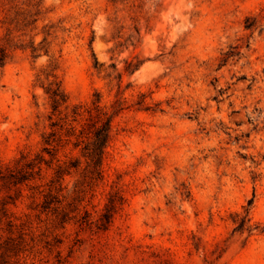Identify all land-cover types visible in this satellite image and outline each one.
Instances as JSON below:
<instances>
[{
    "label": "rangeland",
    "instance_id": "obj_1",
    "mask_svg": "<svg viewBox=\"0 0 264 264\" xmlns=\"http://www.w3.org/2000/svg\"><path fill=\"white\" fill-rule=\"evenodd\" d=\"M0 39V264H264V0H3ZM54 67L69 119L82 106L77 132L96 104L123 107L94 185L52 115ZM40 156V173L9 183ZM58 159L78 166L46 203ZM115 190L125 203L100 230ZM250 200L259 228L234 233Z\"/></svg>",
    "mask_w": 264,
    "mask_h": 264
},
{
    "label": "trees",
    "instance_id": "obj_2",
    "mask_svg": "<svg viewBox=\"0 0 264 264\" xmlns=\"http://www.w3.org/2000/svg\"><path fill=\"white\" fill-rule=\"evenodd\" d=\"M2 1L3 0H0V3ZM40 13L41 11L37 10L34 13L27 14L22 20L19 29L25 30L29 26L35 25L40 18ZM259 24V19L257 17L249 16L246 19L247 29L256 28L259 26ZM45 40L46 38H44L40 43L44 42ZM11 46L12 45L10 44V40L3 42L0 39V69L3 68L12 57ZM31 47L33 51L37 50L34 41H32ZM55 68L56 67L52 68L49 72H47V76H51L52 79L47 83V85L43 86L46 94L48 95L51 101L52 115L57 114L59 116L61 120V129H66L65 136L67 137V139H70L72 136H74L76 139L75 144L77 146L83 145L82 154L86 158L84 176L86 181L90 185H94L97 181H100L104 178L103 163L107 155V147L112 138L111 128L113 117L114 114L117 113L119 110L123 109V107H116L114 113L109 114L108 111L104 110L102 107L96 104L94 107V112L90 109L88 110V112L90 113V122L88 123V126L80 129L79 132H77V127L73 122H77L79 116L82 114V106H73L71 109V115L73 118L69 119V97L62 87L61 81L58 80V76L55 73ZM52 115L50 118H52ZM52 125H57V122L53 121ZM55 135L56 132H52L49 135V138L46 140L48 146L44 148V151L51 155H55V153H53V149H55L53 142H55L56 140L61 141L62 139H51V137ZM50 146H52V148ZM44 160L45 158L43 156H40L39 161L29 162L20 165L17 168V173H15L14 170H11L10 176L13 177V180H9V183L16 185L21 182H24L25 180L33 178V175L35 174V168H38V170H36L38 171V173L41 172V165ZM58 162L59 163L56 169V179L51 180L52 185L48 194H46V203H51L53 201L52 199L48 200V197H53L54 191L59 193L63 189L61 182L63 176L66 173H70L72 167L78 166V164H74L73 161H71L70 164H67L66 161L61 162L60 159H58ZM3 176L4 174L2 172V169H0V178H2ZM82 191H84V189H82ZM124 203V194L120 190L113 191L108 198L103 213L96 222L97 228L100 230L108 229L114 220L115 214L122 208ZM252 203L253 200H250L249 206L245 207L243 212H237L234 215V233L238 232L243 234L246 232L248 233V235H252L256 230H258L259 225L253 224L251 222ZM6 204L7 202H4V206L2 207V210L4 212L7 211ZM85 213V216H83L84 220L81 224L92 223L93 221H91V219L89 218V214H87V211Z\"/></svg>",
    "mask_w": 264,
    "mask_h": 264
}]
</instances>
